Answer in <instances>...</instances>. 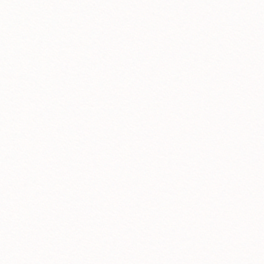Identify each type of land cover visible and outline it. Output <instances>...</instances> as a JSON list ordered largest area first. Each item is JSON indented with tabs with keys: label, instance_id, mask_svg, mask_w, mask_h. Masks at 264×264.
<instances>
[{
	"label": "snow or ice",
	"instance_id": "1",
	"mask_svg": "<svg viewBox=\"0 0 264 264\" xmlns=\"http://www.w3.org/2000/svg\"><path fill=\"white\" fill-rule=\"evenodd\" d=\"M0 264H264V0H0Z\"/></svg>",
	"mask_w": 264,
	"mask_h": 264
}]
</instances>
